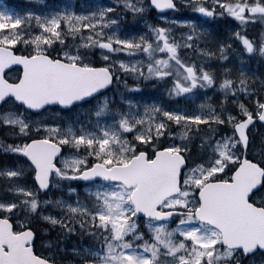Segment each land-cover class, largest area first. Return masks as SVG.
<instances>
[{
	"label": "snow or ice",
	"instance_id": "snow-or-ice-1",
	"mask_svg": "<svg viewBox=\"0 0 264 264\" xmlns=\"http://www.w3.org/2000/svg\"><path fill=\"white\" fill-rule=\"evenodd\" d=\"M182 3L190 14L178 19L177 0L0 10V127L14 141L0 140V264H59L60 245L43 248L50 231L98 244L72 248L80 264H264V80L250 83L243 56L222 75L205 66L230 63L236 42L264 57V32L242 31L264 24V0ZM149 7L161 23L123 22ZM173 26L187 29L180 40ZM122 75L168 83L169 97L222 98L190 108L121 95L126 110L111 107L104 93ZM55 189L76 198H44Z\"/></svg>",
	"mask_w": 264,
	"mask_h": 264
},
{
	"label": "rangeland",
	"instance_id": "rangeland-1",
	"mask_svg": "<svg viewBox=\"0 0 264 264\" xmlns=\"http://www.w3.org/2000/svg\"><path fill=\"white\" fill-rule=\"evenodd\" d=\"M29 1L31 4L33 5H28L26 3V6L23 7H17L16 9H5L3 11H10L13 12L14 14H21L23 15L26 11L30 10L29 8L31 7H38L37 5H34L35 2L32 0H26ZM114 0H108V3H113ZM71 5L67 6L66 8H70L76 11H80L82 9H93L95 7H92L90 5H86L84 3L78 5V3L74 0L71 1ZM149 0H143V4L144 5H148ZM178 3L181 4V7L179 9L178 12L176 13H171L169 14L170 16H172L173 18H179L181 16H186L185 13L190 12L189 8L183 6L182 0H178ZM106 5V4H105ZM105 5H98V6H105ZM77 6V7H76ZM122 7V6H121ZM61 9H63L61 7ZM125 12V11H122ZM147 23H161V21L159 20V17L157 16V14L152 10V8H146L145 13L143 14V18L141 17H137L134 22L132 23H125L126 26H128L129 28H131L132 31H134V29H139V30H146V24ZM260 24H262L261 22L257 21L254 24L248 25V26H244L245 27V31H248V28L250 26H260ZM181 31H187L186 28H181L180 26H173V35L175 37V39L180 40L181 36L180 33ZM263 32H264V27H263ZM261 36V35H260ZM201 47H204V43L201 42ZM211 47L214 49L215 48V44H212ZM233 49H235V51L231 52L229 55V61L228 62H224V61H220L217 58H212L211 61L206 60L205 61V66L206 67H211L212 69H215L218 75H222L223 73V69L224 68H232L233 70H235L236 68H238L241 64V56H243V62L245 65L244 70L247 72V74L249 75L250 79V83H254L257 86H259L260 81L264 80V57H261L259 54H256L255 56H253L250 53H246L243 52L242 55H238L240 48L242 50V45H239L238 42L233 43L232 44ZM187 49L184 48H178L177 51L180 53L182 51H186ZM191 51V50H189ZM192 53H195L197 56V59L199 60V54H197L194 51H191ZM161 55H163V53H161ZM139 58V57H137ZM259 61H261L262 64V68H260L259 65ZM146 70V69H145ZM124 82H121V85L124 89H119L117 90L116 94H113L111 96H109V102H110V106L111 107H120L121 109L126 110L127 105H124L120 102V97L121 95L124 96L125 99H132L134 100L132 93H137V90L132 87H127L128 85L131 84H142L145 85L147 83H149V81L155 80L154 78L150 79V80H139L142 82H126L127 80L132 79L133 81H136L137 79H135L132 75H122L121 76ZM163 82V81H161ZM167 88H162L159 95L157 96V101L158 103H165V104H169V105H179L181 107H190V108H195L196 106H198L201 102H205V103H210V104H214V105H218L220 99L222 98L221 95L219 94V89H215L214 90H205V89H201L199 90V92L197 93V98L196 99H190V98H185L184 96H177L175 98L173 97H169L168 99L165 100L164 99V94L166 93ZM180 97V101L181 99L184 101L183 104H180L178 102V98ZM206 97L208 99H206ZM102 99V98H101ZM115 101V102H113ZM136 101V100H134ZM141 103H144L142 101H138ZM79 118L85 116L86 117V113L84 112V110H79ZM62 114H58L57 111H50L49 113L45 114V118L48 120H60L61 119ZM257 133V132H256ZM260 138L261 136H259L258 138V144L260 145ZM73 186H77V185H73ZM79 190H80V194L83 197L84 196V185H79ZM58 197H63L64 199H71V200H75V195L74 194H69L67 193L66 189L63 190H59V189H55L53 190L52 193L49 194L48 197H44V198H50L52 200L57 199ZM51 208V210L54 213L59 212V209L55 207V205H51L49 206ZM139 223V221H138ZM170 226H174L170 225ZM142 230L146 233L147 235V227L146 226H142ZM51 231L48 234H45L43 237V248L47 249L49 246V241H51V248L55 251L57 248V244L60 245V248L62 249V251L56 252V256L57 258H60L62 260H64L65 264H80V259L78 256H76L74 253H72V248L78 247V248H83L85 246H92V247H98V244L92 240L89 241V243H86L85 241H80V242H73L71 243V239L67 236V237H61L58 236L57 234L55 236H51ZM259 259L260 257L257 258L258 264H259ZM79 261V262H78Z\"/></svg>",
	"mask_w": 264,
	"mask_h": 264
},
{
	"label": "trees",
	"instance_id": "trees-1",
	"mask_svg": "<svg viewBox=\"0 0 264 264\" xmlns=\"http://www.w3.org/2000/svg\"><path fill=\"white\" fill-rule=\"evenodd\" d=\"M32 1H34L35 2L34 5H37L38 7H31L29 9L33 10V11L40 12V13H46V12H50V11H54V10H60L61 7L66 8L67 6L72 4L71 3L72 0H32ZM76 2L78 3V5L84 3V4H86V5L88 4L92 7L98 6V5L88 3L85 1H80V0H77ZM107 2H108V0H106V3ZM26 3L28 5H33L29 1H26V0H0V9H6V8H9V9L15 8L16 9L17 7L26 6ZM180 7H181V4L178 3V8L180 9ZM189 14H190V12L185 13V15H189ZM263 27H264V24H260L259 27L253 25V26H250L248 28V31H245V27L242 26V31H243V34L249 35L250 38L255 37L257 40H259L260 35L263 32ZM135 30H137V29H134V31ZM242 54H243V52L240 48L238 55H242ZM180 55L182 57H184L185 59L197 60V62H199L196 54L192 53L189 50L180 52ZM262 64L263 63L261 61H259L260 68L263 67ZM121 82H124L122 77L120 78V82L115 83V87L109 93H107L108 94L107 96H110L112 94H116L118 88L124 89L121 85ZM126 82H142V81H139V80L133 81L132 79H130V80H127ZM133 85H135V84L128 85L127 87L130 88ZM139 85H140V87L137 90L138 94L132 93V96H133L134 100L142 101L144 103H151L152 101H157V96L159 95L161 89L162 88H168L170 86L168 83H165V82L157 83L155 80L149 81V83H147L145 85H142V84H139ZM173 98H175V97H173ZM164 99L165 100L168 99V96L166 93L164 94ZM178 102L180 104L184 103V101L182 99L180 101V97L178 98ZM79 119L81 121H83L86 119V117L83 116V117H80ZM257 129H258L257 133L255 134V148L256 149L261 147V145L258 144V138H259V136H261V133H264V127L258 126ZM0 140L5 141L6 143H13L14 142L13 139L6 134V129H4L3 127H0ZM0 158L10 159V157H0ZM56 234H57V232L51 231V236H55ZM51 236H50V238H51ZM68 237L71 239V243L80 242L82 240L85 241L86 243H89V241L91 240L90 238H88L86 236L81 238L78 234H73V235L68 236ZM57 261L59 262V264H65V263H63L64 260H62L60 258H57Z\"/></svg>",
	"mask_w": 264,
	"mask_h": 264
},
{
	"label": "bare ground",
	"instance_id": "bare-ground-1",
	"mask_svg": "<svg viewBox=\"0 0 264 264\" xmlns=\"http://www.w3.org/2000/svg\"><path fill=\"white\" fill-rule=\"evenodd\" d=\"M177 3H178V0H177ZM152 10H154V9L152 8ZM121 15H122V17H124V20H123L124 23H132V22H134L131 14L126 13V12H121Z\"/></svg>",
	"mask_w": 264,
	"mask_h": 264
},
{
	"label": "water",
	"instance_id": "water-1",
	"mask_svg": "<svg viewBox=\"0 0 264 264\" xmlns=\"http://www.w3.org/2000/svg\"><path fill=\"white\" fill-rule=\"evenodd\" d=\"M91 1H95V2H99V3H101L103 0H91ZM157 11V10H156ZM164 11H167V10H164ZM114 85V84H113ZM113 85L109 88V90L113 87ZM108 90V91H109Z\"/></svg>",
	"mask_w": 264,
	"mask_h": 264
}]
</instances>
